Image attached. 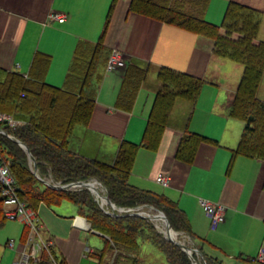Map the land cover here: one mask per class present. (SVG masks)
<instances>
[{"label": "crops", "instance_id": "obj_1", "mask_svg": "<svg viewBox=\"0 0 264 264\" xmlns=\"http://www.w3.org/2000/svg\"><path fill=\"white\" fill-rule=\"evenodd\" d=\"M130 2L119 0L116 4L104 44L110 51L119 50L126 62L146 69L147 79L132 112L126 113L116 108L123 69L111 74L104 69L92 121L87 127L75 128L69 148L86 158L113 165L123 141L142 143L155 98L162 88L160 69L169 68L203 80L205 85L196 103L177 101L160 148H140L129 181L134 187L165 195L178 204L196 237L192 241L194 249L202 248L207 257L222 264H240L241 257L260 262L264 254V160L241 155L233 158L245 124H234L230 111L244 70L236 85L223 82V58L215 54L213 40L130 14ZM232 2L264 14V0H211L206 20L221 26ZM113 3L114 0H0V80H5L7 73L28 77L35 57L43 54L51 60L46 82L64 88L79 43L100 41ZM53 13L66 15V21L50 20ZM258 42H264V15ZM263 79L257 96L262 102ZM222 94L224 101L220 99ZM189 133L219 145H201L192 165L179 162L175 157L177 149ZM160 176L170 178L169 187L157 182ZM201 201L226 206V220L216 230ZM75 211L64 216L52 210L53 223L45 225L40 220L42 236L54 244L61 264H100L98 255L106 237L94 231L77 208ZM37 214L39 217V210ZM27 233L24 229L19 244L9 240L6 247H0L1 264H21L23 253L30 252ZM90 235L101 238V246H91L87 239ZM118 254L116 250L106 256H110L109 264H123L116 260ZM137 260L145 264L141 252Z\"/></svg>", "mask_w": 264, "mask_h": 264}, {"label": "trees", "instance_id": "obj_2", "mask_svg": "<svg viewBox=\"0 0 264 264\" xmlns=\"http://www.w3.org/2000/svg\"><path fill=\"white\" fill-rule=\"evenodd\" d=\"M118 1L114 0L100 41L97 44L86 41L79 43L64 88L46 82L51 60L43 54L35 57L28 77L7 73L5 80H0V113L24 123L15 128L0 124V157L9 162L18 184L19 198L28 208L37 213L41 205L54 207L67 201L78 209L80 216L87 219L94 231L106 237L105 247L98 255L100 264H104L106 256L116 250L119 251L116 257L118 262L123 260L138 264L137 257L144 243H150L161 251L169 264H193L190 257L169 242L150 219L119 212H115L118 216H112L107 213L112 210L103 209L88 189L59 191L48 187L34 174V164L27 152L15 142L19 140L28 147L42 180L62 185L98 180L118 208L137 210L153 207L167 216L176 233H182L195 242L190 222L176 202L165 195L134 187L129 179L140 148L150 151L160 148L177 101L196 103L205 85L203 80L169 68L160 69L158 79L162 88L155 98L142 143L123 141L113 165L86 158L69 148L75 128L89 126L96 110L102 72L107 69L112 54L104 44L105 37ZM210 2L131 0L129 13L211 39L218 57L244 67V75L230 111L231 118L245 124L233 158L241 155L264 160V102L257 97L264 77V42H258L264 14L232 2L222 25L216 26L205 18ZM123 72L116 108L131 113L148 71L126 62ZM203 144L219 145L204 136L186 134L177 149L176 160L192 165ZM3 203L0 188V228L7 221ZM196 249L206 264H222L207 257L202 248L196 246ZM194 257L199 260L198 255ZM240 259V264H262L256 260Z\"/></svg>", "mask_w": 264, "mask_h": 264}, {"label": "built area", "instance_id": "obj_3", "mask_svg": "<svg viewBox=\"0 0 264 264\" xmlns=\"http://www.w3.org/2000/svg\"><path fill=\"white\" fill-rule=\"evenodd\" d=\"M49 18L59 23H64L66 21V15L64 14L53 13ZM125 66L126 61L123 54L119 50H113L107 65V72H115L125 68ZM0 124H7L12 128L24 125V123L16 121L11 115L3 113H0ZM157 182L164 187H169L171 180L169 177L160 176L157 178ZM0 188L2 189L4 197L3 204L6 219L20 222L29 231L28 245L30 246V252L28 254L23 253L21 264H61L54 251V244L42 236V225L37 213L28 208L27 204L20 200L18 184L10 170L9 162H5L1 157ZM201 205L204 212L211 220V227L213 230H216L225 222L227 211L225 205L213 204L207 201H201ZM119 211L123 213L132 210L119 209ZM10 246L13 248L14 244L10 243ZM259 261L264 262L263 252Z\"/></svg>", "mask_w": 264, "mask_h": 264}, {"label": "rangeland", "instance_id": "obj_4", "mask_svg": "<svg viewBox=\"0 0 264 264\" xmlns=\"http://www.w3.org/2000/svg\"><path fill=\"white\" fill-rule=\"evenodd\" d=\"M220 60H222L221 62L223 63V67L222 66L221 67H222L223 71L225 72L224 77L220 80H224L223 82L230 84V85H233V86L236 85L242 76L244 67L241 64L233 62L229 59H220ZM105 72H107V71H105ZM107 74H111V73L107 72ZM155 78H156V76H155ZM213 89L219 90L216 88H213ZM220 90H221L220 91L221 93L224 92L223 91L224 89L220 88ZM215 96H216V94H215ZM262 96H264V87L262 89ZM220 99L224 101L225 100V94H222ZM232 122H234V124H237V126H240V125L243 126V124H244L242 121L237 120V119H233ZM91 181H94V180H91ZM97 182H98V185H97V183H95V185L98 186L99 192L104 196L107 195V190L105 189V187L98 180H97ZM105 208L107 210L108 209L111 210V208L108 207L107 205L105 206ZM52 210H53V212H55L59 215L66 216V215H70L72 213H75L76 207L67 201H64L60 206H54V207H47L45 205H41L39 208V218L43 223H45V225L48 224V221H51V223H53L51 220L54 216ZM126 210H128V209H126ZM129 210L133 211V209H129ZM137 211L142 212L146 218H149V216L152 218V217L157 215V212L155 210L142 209V210H137ZM150 222L154 223L156 229L165 236V225H164L163 221H159V220L152 221L151 220ZM24 229H25L24 225L21 224L20 222L7 220L5 225L0 228V247H6V243L9 240H14L17 242V244H19L20 239L23 236ZM176 236H177L178 240L179 239L181 240V242L183 241L186 244L188 243L189 245L188 244L187 245L190 246L191 248L195 247L193 245V242L189 239L188 236H186L182 233H179V234L177 233ZM87 239H88L89 243L91 244V246H93V245L101 246V244H102L101 238H99V237H95L93 235H90ZM198 259H199L198 260L199 264H204V260H203L201 255L198 256ZM141 260L145 264H169L165 255L150 243H144L141 245ZM2 261H3L2 260V254L0 253V264ZM109 261H110V256L107 257L103 263L109 264ZM120 263L128 264L129 262L125 263V261L120 260Z\"/></svg>", "mask_w": 264, "mask_h": 264}, {"label": "water", "instance_id": "obj_5", "mask_svg": "<svg viewBox=\"0 0 264 264\" xmlns=\"http://www.w3.org/2000/svg\"><path fill=\"white\" fill-rule=\"evenodd\" d=\"M11 139H13V138H11ZM13 140H15V139H13ZM15 142L27 152V154H28V156H29V158L31 160V163L34 164V174L38 177L39 180H41L48 187H50L52 189H55V190H59V191L88 189L96 197V200L98 202H100V205H101V207L103 209H104V207L106 205L112 209V212L107 211L108 214H110L112 216H118V214L115 213V211L117 210V206L114 203H112V201L109 199V197L107 195L102 196L98 192V190L95 188V183L98 184L97 180L89 181V182H75V183H71V184H67V185L53 184L51 182L42 180L39 177V175H38V168H37V166L35 164V159L32 157V154H31L30 150L28 149V147L25 144H23L21 141H19V140H15ZM103 198H105L107 202H104ZM144 208H148L150 210H155L157 212L156 216H154L152 218L149 216L148 219H150L152 221H155V220L163 221V223L165 225V238L169 242H171V243L175 244L176 246H178L182 251H184L190 257V259H191L193 264H199V261L196 260V258L194 257L195 254L198 255V256L200 255V252H199L198 249L191 248L186 243L179 241L177 237H176V239H173L170 236V233L171 232H175V231L173 230V228L171 226V223L168 220L167 216L163 212L158 211V210H156V209H154L153 207H150V206L142 207V208H140L138 210H142ZM128 214L132 215V216L145 217L142 212L137 211V210L134 211V212H129ZM204 264H206L205 261H204Z\"/></svg>", "mask_w": 264, "mask_h": 264}, {"label": "bare ground", "instance_id": "obj_6", "mask_svg": "<svg viewBox=\"0 0 264 264\" xmlns=\"http://www.w3.org/2000/svg\"><path fill=\"white\" fill-rule=\"evenodd\" d=\"M97 185H98V184H97ZM97 185H95V188H96V189L98 190V192H99V189H98V186H97ZM99 193H100V192H99ZM100 194H101V193H100ZM101 195H102V194H101ZM102 196H104V195H102ZM103 201H104V202H107L105 198H103ZM170 236H171L173 239H176V237H177L175 232H171V233H170Z\"/></svg>", "mask_w": 264, "mask_h": 264}]
</instances>
